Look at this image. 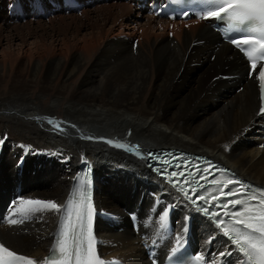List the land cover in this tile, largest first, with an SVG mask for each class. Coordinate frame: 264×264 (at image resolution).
Here are the masks:
<instances>
[{
	"label": "bare ground",
	"instance_id": "bare-ground-1",
	"mask_svg": "<svg viewBox=\"0 0 264 264\" xmlns=\"http://www.w3.org/2000/svg\"><path fill=\"white\" fill-rule=\"evenodd\" d=\"M30 1L46 7V0H0V201L20 195L0 226V244L42 264L72 178L88 158L108 264H145L138 238L143 230L162 235L170 216L175 240L193 224L204 252L233 260L234 246L150 170L145 153H204L264 184V115H256L258 83L245 60L204 22L171 34L163 20L124 0L49 18L32 15Z\"/></svg>",
	"mask_w": 264,
	"mask_h": 264
},
{
	"label": "snow or ice",
	"instance_id": "snow-or-ice-1",
	"mask_svg": "<svg viewBox=\"0 0 264 264\" xmlns=\"http://www.w3.org/2000/svg\"><path fill=\"white\" fill-rule=\"evenodd\" d=\"M213 2H216V0H213ZM233 9H239V23L241 24H247L248 25V31L249 32H259L260 38L256 39L252 36H246L242 41L240 39H233L232 43L236 45L237 47H240L241 43L243 44H257L260 46L261 49H264V0H220V7L218 10L210 11L208 12V17H221V13H228ZM259 25V27L257 26ZM253 69L256 68V64L253 63L252 65ZM261 81H264V71H261L259 73ZM261 92H262V99H264V83H261ZM261 112H264V108L261 109ZM50 125H53L57 128V130H62L60 125L61 122L49 119L47 121ZM88 139H92V137H88ZM107 143L113 144V141L108 140ZM118 149H126L129 152H134L136 149L127 147L124 143H115L114 145ZM149 159L154 162V164L161 163L157 157L153 154L149 157ZM163 165H168L169 161H163ZM181 165L177 164L174 166V168H180ZM90 168V166H89ZM163 172H167V167H162L160 169ZM207 169H201L202 175L204 172H206ZM223 171V169H221ZM183 173L181 172V175ZM192 173L189 172V176H191ZM169 178H176L177 181L180 180V177L177 174V171L173 170L170 173ZM215 183V181H213ZM229 183H232V181H229ZM180 191L183 193L184 197L190 200L191 205H196L199 208V211L205 214H209L210 218L212 220H215L217 217V207H224L227 208L228 204L231 203L233 205L242 203L241 200L236 199L234 201H220L217 205L213 206V210L209 212V207L207 205V201L205 200V196L201 195L199 196V201H204L205 206H200L198 204L197 199H192V196L189 194L188 191L184 189L182 186V183L179 185ZM194 191V189H193ZM238 190L232 189L229 193L226 195H234ZM215 199V197H213ZM23 205H42L46 209H51L54 211H59L60 206L56 204L54 201L51 200H42V199H25L20 202ZM80 204L83 205V209L77 212V220L80 224L81 232L86 234V238L88 239V247H87V255L89 257V264H91V258L95 256L94 250H93V204H92V196L91 193H82L80 196ZM261 207H264V200L260 201ZM245 211H248V209H245ZM236 216H239V212L233 213ZM167 215V213H165ZM250 220L257 219L256 216L249 217ZM222 223V221H219ZM11 224H16V220H11ZM187 223V222H186ZM248 228L254 229L256 233H258V236L254 235H248L245 237V241L248 244V248H244L241 246V250L245 252V255L248 256L249 260H252L253 255L255 251H259L260 256L258 260V264H264V211H261L258 215V223L253 224L249 223L247 224ZM187 230V227H185V231ZM225 232L227 233V229H225ZM258 241V243L256 242ZM234 242L237 245H241V240L239 237L234 238ZM63 244V242H61ZM251 251H250V250ZM64 249L61 247V252H63ZM77 258L79 259V255H77ZM27 261V264H33V261L26 257L17 255V253L10 251L7 247H5L3 244H0V264H9L10 261ZM100 264H103L101 261Z\"/></svg>",
	"mask_w": 264,
	"mask_h": 264
},
{
	"label": "rangeland",
	"instance_id": "rangeland-1",
	"mask_svg": "<svg viewBox=\"0 0 264 264\" xmlns=\"http://www.w3.org/2000/svg\"><path fill=\"white\" fill-rule=\"evenodd\" d=\"M137 42V39H135L134 40V43H136ZM87 124V123H86ZM87 129V128H86ZM88 131L90 130V129H87ZM91 131V130H90ZM136 143H138V142H136ZM140 144V143H139ZM127 213V212H126Z\"/></svg>",
	"mask_w": 264,
	"mask_h": 264
}]
</instances>
